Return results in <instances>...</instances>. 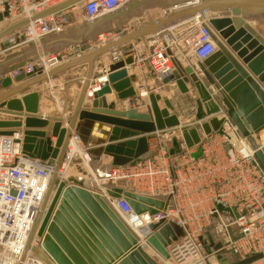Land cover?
Segmentation results:
<instances>
[{
    "label": "water",
    "instance_id": "1",
    "mask_svg": "<svg viewBox=\"0 0 264 264\" xmlns=\"http://www.w3.org/2000/svg\"><path fill=\"white\" fill-rule=\"evenodd\" d=\"M149 1L151 0H128L119 10L84 23L86 31L77 38L64 37L60 39L75 44L81 43L93 37L94 33L100 29L108 27L112 20L120 18ZM174 3L169 5L167 2H163L159 5L167 7L164 16L155 20L150 19L138 28L92 49L86 57L53 66L48 74L43 73V67L40 66L33 65L30 70L23 69L27 61L41 58L43 52H38L37 43L29 42L13 49L11 40L19 41L17 36L0 43V52L7 51L0 54V60H3L5 65L4 70L0 73V91L9 88L13 82H21L26 77L38 73L34 80L0 95V112L19 117L25 116L24 129L22 130L24 154L29 158L46 161L55 167L42 210L33 226L28 247H31L34 236L38 235L42 238L43 248L56 264H87L82 258L83 255L89 263L94 264L82 247L86 244L80 235L85 236L90 233L83 224L82 218L97 235H100L92 221L93 217L105 226L116 241L125 242L128 245L126 249H131L118 263L158 264L139 245L136 234L131 232L106 196L91 193L81 185L71 182L67 184L66 181L59 178L58 174L64 162L72 130L88 148L92 162L99 161L102 156H109L112 158L113 166L124 167L135 165L150 155L149 139L152 133L162 132L163 141L168 139L171 141L169 153L174 156L182 151L180 140H183L187 147L192 148L201 140L198 131L200 128L209 134L212 131H218L224 122V119L213 116L209 122L196 124L191 128L181 126L173 101L163 98L160 93L149 95L150 104L147 112H139L134 108L117 110L115 102L108 105L104 95L111 93L112 90L121 100L130 99L131 102H134L133 99L137 98V91L133 86L135 76L130 75L125 68L126 65L134 63L133 56L110 64L108 76H101L99 87L92 90L94 99L91 108L81 110L91 77L93 60L105 52L119 48L131 41H141L146 36L191 17L198 15L204 18L209 17V23L217 33L213 35V39L218 50L204 61H199L196 68L185 67L178 57H174L172 71L160 75V80L164 84L176 83L181 94L190 92V88L186 84H191L203 101L215 102L212 93L214 89L218 90L220 101L214 103L209 115L224 112L255 150V156L264 169V143L260 140V133L264 130V35L262 34V32L264 33V23H255L262 32L251 23L253 18L260 20L261 17H264V0H177ZM6 9L4 12H0V22L9 16L8 6ZM27 22V20L21 19L1 28L0 39L14 31L21 30ZM20 38L22 39L23 35ZM86 64L89 66L88 75L84 80L73 114L67 117L70 120L68 130L61 128L63 116L50 117L37 114L39 103L37 92L25 94L21 100L12 99L5 102L14 94L22 93L29 84L54 78L65 70L80 68ZM14 70H19V74L14 77L6 76V73ZM160 100H163L164 108H160ZM197 101L199 113L195 120L199 121L203 114H201V100ZM77 118L78 122H76ZM19 120V118H16V121L0 120V135H14L18 128L10 129L9 127H21L23 124ZM95 121L114 125L109 142L119 139L120 127L131 129V132L124 130L126 132L122 133L127 135L121 139L143 136L105 147H97L105 141L91 138V129L95 127ZM175 127H180L182 139H179L176 132L171 130ZM51 137H56L57 140L53 142ZM193 156L196 159L202 156L200 146ZM118 184L124 185L126 181L121 179ZM55 186V193L49 202ZM107 193L109 198L125 195L137 214L149 211L153 215L157 213V209L166 206L162 201L136 194L118 186L112 187ZM216 204L219 209L227 210L222 203L217 202ZM52 214L53 217L50 221ZM98 221L95 223L100 227ZM148 229L151 232L147 238L148 243L164 258H169L166 249L168 244L184 234L182 227L174 222H165L164 220L150 223ZM206 237L210 243L206 245V249L210 252V247L214 245L213 238L209 232L206 233ZM103 241L105 242V240ZM219 246L216 245L215 248H219ZM74 247L77 250L80 249L83 255L81 256L82 253L79 254ZM32 250L52 264L42 251L37 248H32ZM96 252L104 259L98 250ZM216 256L220 264H249L262 257L261 254H256L246 259L233 261L227 256H223L222 251L217 252Z\"/></svg>",
    "mask_w": 264,
    "mask_h": 264
},
{
    "label": "built area",
    "instance_id": "2",
    "mask_svg": "<svg viewBox=\"0 0 264 264\" xmlns=\"http://www.w3.org/2000/svg\"><path fill=\"white\" fill-rule=\"evenodd\" d=\"M126 1L0 0V12L8 6L9 16L4 18L9 20L7 24L21 19L28 21L19 32L23 38L11 40L13 44L23 45L62 33L72 23V17L78 14H82L85 22L96 20L119 10ZM132 30L130 26H123L117 34L112 33L110 40ZM214 34L217 33L210 25L209 17L194 16L155 32L144 44L131 41L113 49L111 62L133 56L137 64L147 67L160 79V75L172 71L175 51L179 47L184 48H180L183 56H192L197 62L214 54L218 50ZM101 37L102 44L110 41ZM62 61V57L52 55L47 62L42 60L35 66L58 65ZM33 65L28 64L23 69L30 70ZM10 74L17 75L19 70ZM222 114L224 125L209 134L202 131L201 140L194 147L189 148L180 140V154L171 156L170 140L163 141L159 136L150 143L151 153L144 160L135 165L112 166L104 174H98L97 178L106 181L108 190L116 186L119 179H124L134 193L151 196L166 204L157 209L156 214L147 211L148 218H144L143 213L135 212L125 195L112 201L107 192L104 193L123 220H134L147 228L150 223L161 220L182 227L184 234L166 247L170 254L167 264H220L216 256L219 251L233 261L261 254V258L249 264H264V169L237 126L225 113ZM22 142L23 136L19 133L0 135V264H49L32 248L42 251L54 264L42 246L41 237L35 235L31 247L28 242L55 167L27 157ZM198 146L202 156L196 159L193 154ZM66 160L68 165L74 161L83 163L87 172L80 174L78 182L71 183L92 193L93 185L87 183L96 177L92 159L77 135L70 137L60 171ZM217 202L227 210L219 209ZM207 232L214 242L210 252L206 249L210 244ZM150 234L148 232L146 237ZM216 245H220L219 248H215Z\"/></svg>",
    "mask_w": 264,
    "mask_h": 264
},
{
    "label": "crops",
    "instance_id": "3",
    "mask_svg": "<svg viewBox=\"0 0 264 264\" xmlns=\"http://www.w3.org/2000/svg\"><path fill=\"white\" fill-rule=\"evenodd\" d=\"M177 0H151L149 2H145L141 6H138L128 12L125 16L121 17L119 21L115 22V24L110 23V25L106 28H109L112 24L118 25L119 28H122L123 26H130L131 30L138 28L140 25H143L150 19H157L159 17H153L151 16V10L153 8H161V10L166 11L167 7H160L159 5L163 2H167L169 5L175 4L174 2ZM165 13V12H164ZM85 21L82 16V14H78L75 17H72V23L68 25V27L60 34H56L54 36L46 37L42 40H40L37 43V50L41 53V58L35 60V61H27V64H34L36 65L38 62L44 60L47 62V59L52 55H57L59 57H62L63 62L75 60L78 58L86 57L92 49L101 46L102 43H100V36L103 34V31H105L106 28L100 29L98 32L94 33L93 37H90L89 40L83 41L81 43H72L70 41H65L60 38L64 37H71V38H77L82 32L86 31V27L84 25ZM7 25V24H6ZM5 26V25H3ZM20 31V30H19ZM154 34V33H153ZM18 34L15 32L9 34L8 36L0 39V43L3 42V40L11 39L13 37H16ZM152 35V34H151ZM150 36V35H149ZM149 36H146L144 39H142L140 42L144 44ZM16 48L21 47L22 45H16L14 44ZM181 47H179L178 50L175 51L176 55L179 57L181 63L186 67L192 66L196 68L197 61L192 56H183L181 52ZM112 51L105 52L103 55L99 56L98 58L93 60L92 63V72L91 77L89 79V84L87 86L86 94L83 100V104L81 106V110H89L92 106V101L94 99L93 95V89L94 86L100 85V77L107 75L110 73L109 66L112 63L111 62V55ZM7 51H1L0 54L6 53ZM43 55V56H42ZM80 55V56H79ZM130 55H127V57ZM56 65H43V73L48 74L49 70ZM5 65L3 60H0V73L4 70ZM125 68L128 70V73L130 75L135 76V80L133 81V86L137 91V98L133 99L134 102H131L130 99L121 100L118 98L117 93L112 90L111 93H107L104 95V98L107 100V104L109 105L111 102H115V109L117 110H126L127 108H134L139 112H147L148 106L150 104L149 102V95L151 93H160L163 98H169L173 101V104L176 108V114L179 117V120L181 122V126H189V128L195 126L196 124H202L204 122H209V119L213 116H218L219 118L224 119L225 122V116L222 114V112L215 113L212 115H209L210 110L214 107V103H219L220 98L216 95V91L213 90V98L214 101L207 100L203 101L200 97V94L196 89H193L191 84H186L188 88H190V92L186 94H181L179 91V88L176 83H168L164 84L160 79L153 76L147 67H143L140 64H137L134 60L133 64L126 65ZM89 66L86 64L83 67L76 68V69H69L65 70L61 73H59L54 78H49L43 81L35 82L33 84H29L22 93L14 94L13 96L9 97L5 102L12 100V99H18L21 100L22 97L25 94H29L32 92H37L39 94V103H38V113L39 115L43 116H63V124L61 128H65L68 130L70 120L67 119L68 116L72 115L74 112V108L77 104V100L79 98L81 88L84 84V80L88 75ZM10 73H6V75H9ZM200 75V73H199ZM38 76V73H36L34 76L26 77L21 82H13L12 85L9 88H5L2 91H0V95L6 93L9 90H12L13 88H17L18 86L24 85L31 80H34ZM92 91V93H91ZM141 91L147 92V95H141ZM211 91V90H210ZM91 93V94H88ZM201 100V114H203L202 118L199 121H196V116L199 113V105L197 100ZM160 108H164V102L163 100L159 101ZM173 113V112H171ZM224 113V112H223ZM16 116L12 114H6L3 112H0V120H7V121H16ZM21 118V117H20ZM126 119V118H123ZM78 118L76 119V122H78ZM224 122L222 125H224ZM12 128H19L17 126L15 127H9ZM114 128V125L109 123H104L100 121H95V127L91 129V138L95 140H103L104 143L98 145L99 146H108L110 144H115L118 142H123L127 140L137 139L143 135H138L134 137H128L123 138V136H126V132L124 130H127L131 132V129L120 127L121 132L119 134V139L116 141L109 142L110 137L112 136V130ZM41 130V129H40ZM171 130L175 131L177 137L179 139H182V132L180 130V127L172 128ZM199 134L201 135L203 128H200ZM264 130L260 133L261 139L263 142V136L262 133ZM21 133V131L19 132ZM76 135L75 132L71 131V137ZM151 138L149 139V144L154 142V140H157L159 136L163 138L162 132H155L152 133ZM52 141L55 142L57 140L56 137H51ZM171 141L169 142V144ZM172 145V144H171ZM92 166L96 169H99V174H104L106 169L108 170L110 167H112V158L109 156H102L99 161L92 162ZM103 169V170H102ZM101 171V172H100ZM78 172V171H77ZM118 187L124 188L126 190H131V187L128 185V183L122 185L118 184ZM101 196L105 197L104 194H100ZM113 198H111L112 200ZM58 204V203H57ZM57 206V205H56ZM114 207V206H113ZM56 210V207H55ZM147 211L143 212L145 215ZM53 214L50 218V221L52 220ZM145 218H148L145 216ZM81 219V218H80ZM94 220L93 223L98 228L100 235H97L96 232H94L89 225H87L83 218L81 219L83 224L88 228L90 233L88 235L85 234V236L82 234V240L85 242L86 246H82L85 250L86 254L90 257L92 262L94 264H120L118 263L121 258H123L131 249H126L128 245L125 242L119 243L116 241V239L113 237V235L105 228L104 225H102L95 217H93ZM128 219V218H127ZM129 220V219H128ZM128 220H124L125 224L128 226V228L131 229V232L136 234V236L139 239V242L142 244L143 250L151 256L157 263H159L161 258H159L153 250L149 246L143 245V240H145L147 237L146 235L143 236L140 234L138 229H135L136 226H140L139 223L129 222ZM49 221V222H50ZM95 221H98L100 223V227L95 223ZM139 224V225H138ZM132 226V227H131ZM83 229V228H82ZM150 232V230L148 229ZM103 236V238H101ZM105 240V242L103 240ZM75 248V247H74ZM77 250V248H75ZM96 250L100 252L101 256L104 258L102 259L100 256H98ZM77 252L80 254L82 251L79 249ZM83 253L81 254V256ZM82 258L87 264H91L88 262V260L83 255ZM159 260V261H158ZM130 264V263H127Z\"/></svg>",
    "mask_w": 264,
    "mask_h": 264
},
{
    "label": "bare ground",
    "instance_id": "4",
    "mask_svg": "<svg viewBox=\"0 0 264 264\" xmlns=\"http://www.w3.org/2000/svg\"><path fill=\"white\" fill-rule=\"evenodd\" d=\"M171 9H173L174 7H170ZM170 9V10H171ZM166 12V11H165ZM166 14V13H165ZM126 14H124L123 16H125ZM123 16H121V17H123ZM120 17V18H121ZM120 18H118V19H120ZM3 21H5L4 23H1L2 25H6L7 24V22H9V20H3ZM101 36L102 37H104V34H101ZM15 45L13 44V46H12V48L13 49H15ZM175 57H178L177 55H175ZM179 58V57H178ZM180 60V59H179ZM10 73V72H9ZM6 76H11V77H14L15 75L14 74H9V75H6ZM104 78V77H103ZM86 79V78H85ZM88 94H91V93H88ZM141 94L142 95H147V92H145V91H142L141 92ZM23 98V97H22ZM17 118H19L20 120V122H22V126L21 127H19L18 129H16V130H18L17 132H15V133H19L20 131H21V133H19V134H21L22 136H24L23 135V129H24V123H25V119H26V117L25 116H16ZM14 133V134H15ZM262 136H263V138H264V132L262 133ZM70 142V141H69ZM263 143H264V139H263ZM69 145V144H68ZM72 145H74V144H72ZM68 148V147H67ZM67 151V150H66ZM66 154V153H65ZM69 158H71L72 157V155L71 154H69V156H68ZM65 158V157H64ZM67 161L68 160H66V163H65V165H67L68 166V163H67ZM64 165V166H65ZM67 166H65V167H67ZM62 167V166H61ZM65 167H64V169H62L61 171H59V174L58 175H60V174H63V172H64V170H65ZM61 169V168H60ZM93 169V172L95 173V176L96 177H92V178H90L89 180H88V184H89V186H92L93 185V189L91 188V190H92V193H98V194H104L105 192H107L108 191V189H107V186H105V183H106V181H104V180H101V179H99V178H97V177H99L98 176V172H99V169H96V168H92ZM103 170V169H102ZM108 170L106 169L105 171H103V172H107ZM101 172V171H100ZM101 175H102V173H100ZM59 178L60 179H62L63 180V178H61L60 176H59ZM119 180H121V179H119ZM119 180H118V182H119ZM64 181H66L67 182V184L69 183V181H67V180H64ZM89 181H91V182H89ZM127 183V182H126ZM96 186H98V189L96 188ZM116 186H118V184L116 185ZM114 187V186H113ZM55 190H56V186H55V188L53 189V192L51 193V196H50V198H49V202H50V200L52 199V197H53V195H54V193H55ZM130 191H132V189L130 190ZM108 194V193H107ZM105 195V194H104ZM150 198H151V196H149ZM115 198H113L112 199V201L114 200ZM111 205H112V203H110ZM112 206H114V205H112ZM114 208V207H113ZM114 210H115V208H114ZM149 212V211H148ZM145 216H146V214L144 215L143 214V217L145 218ZM130 221V220H129ZM134 221V220H133ZM130 222H132V221H130ZM140 224V223H139ZM138 224V225H139ZM137 224H135V229H133V230H136V229H138L139 231V233L140 234H142L143 236H145L148 232H144V230H146V228L147 227H144V226H136ZM132 227V226H131ZM147 230H148V228H147ZM150 230V229H149ZM137 231V230H136ZM148 238V237H147ZM147 238L145 239V240H143V245H145V246H149L152 250H153V252L159 257V258H161L162 260H158L159 261V263L158 264H167V259L168 258H164L163 257V255L160 253V252H158V251H156V249H154L153 248V246H151L149 243H148V241H147ZM138 242H139V239H138ZM139 245L142 247V244L139 242ZM168 251V250H167ZM169 253V252H168ZM169 256H170V254H169ZM55 264V263H54Z\"/></svg>",
    "mask_w": 264,
    "mask_h": 264
},
{
    "label": "rangeland",
    "instance_id": "5",
    "mask_svg": "<svg viewBox=\"0 0 264 264\" xmlns=\"http://www.w3.org/2000/svg\"><path fill=\"white\" fill-rule=\"evenodd\" d=\"M165 11H163V10H161V8H153L152 10H151V16H153V17H162V16H164L165 15V13H164ZM117 21H119V19H115V20H112L110 23H113V24H115V22H117ZM16 22V21H15ZM2 22H0V29L1 28H5L6 26H9L10 24H12V23H14V22H12V23H9V24H7V25H5V26H3L2 24H1ZM251 23L257 28V29H259L260 31H261V29L255 24V23H264V17H261L260 18V20H257V19H251ZM111 25L109 28H106L105 29V31H103V34H104V37H101V38H106V39H108V40H110L111 39V37H113V35H112V33H114V34H117L118 32H119V26L116 24V25ZM16 34H18L17 35V37H19L20 36V31H14ZM111 32V33H110ZM262 32V31H261ZM262 34L264 35V33L262 32ZM8 36V35H7ZM117 38V37H116ZM90 38H88L87 40H89ZM87 40H85V41H87ZM23 45H25V44H23ZM183 50H184V48L183 47H181ZM215 91H216V95L218 96V98H220V94H219V92H218V90H216V89H214ZM65 166H67V165H65ZM64 166V167H65ZM78 171V172H77ZM87 172V169L85 168V166L83 165V163L81 162V161H74V162H72L71 164H69L67 167H65V170H64V172H63V174H60L59 176L61 177V178H63V180H67V181H69V182H71V181H74V182H78V178L80 177V174L81 173H86ZM89 182H91V181H89ZM92 183V182H91ZM93 184V183H92ZM108 195V194H107ZM109 200V199H108ZM232 258H236V256L235 255H232L231 256Z\"/></svg>",
    "mask_w": 264,
    "mask_h": 264
},
{
    "label": "flooded vegetation",
    "instance_id": "6",
    "mask_svg": "<svg viewBox=\"0 0 264 264\" xmlns=\"http://www.w3.org/2000/svg\"><path fill=\"white\" fill-rule=\"evenodd\" d=\"M86 23V22H85Z\"/></svg>",
    "mask_w": 264,
    "mask_h": 264
}]
</instances>
